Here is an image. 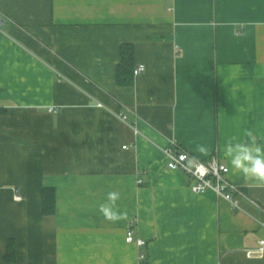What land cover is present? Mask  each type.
<instances>
[{"label":"crops","instance_id":"crops-1","mask_svg":"<svg viewBox=\"0 0 264 264\" xmlns=\"http://www.w3.org/2000/svg\"><path fill=\"white\" fill-rule=\"evenodd\" d=\"M0 16V264H264V188L224 155L246 131L264 147V0H0ZM125 49L145 70L119 84ZM172 141L225 164L240 209L167 168ZM109 191L126 219L99 212Z\"/></svg>","mask_w":264,"mask_h":264},{"label":"built area","instance_id":"built-area-1","mask_svg":"<svg viewBox=\"0 0 264 264\" xmlns=\"http://www.w3.org/2000/svg\"><path fill=\"white\" fill-rule=\"evenodd\" d=\"M0 23L2 19L0 16ZM145 70L144 65L140 64L133 68V75H138ZM101 105V104H98ZM50 110H53L50 108ZM122 121H125V115H119ZM166 158V167L172 170H178L184 173L191 181L190 189L194 193L202 194L207 191H211L219 199H223L228 202L233 209H240L239 198L245 197L243 192L228 178V167L218 161L216 156L210 157V159L203 161L192 156L188 151L180 148L172 141L168 147L164 150ZM203 168V174L199 169ZM140 183L141 181L138 180ZM20 199V197H16ZM264 226V223H262ZM125 241L127 243H135L137 246H144L145 240L134 237L132 229L128 228L125 235ZM264 251V239L260 247L256 252L260 253ZM144 255L141 254L140 258Z\"/></svg>","mask_w":264,"mask_h":264},{"label":"clouds","instance_id":"clouds-1","mask_svg":"<svg viewBox=\"0 0 264 264\" xmlns=\"http://www.w3.org/2000/svg\"><path fill=\"white\" fill-rule=\"evenodd\" d=\"M249 140H237L235 137L228 140L224 148V155L230 160L235 172L241 174L245 181L253 186L264 188V147L258 145L251 131H246ZM197 151L206 154L208 149L204 145H197ZM203 174V168L199 169ZM121 194L118 191H109L104 202L98 206L104 218L116 222L127 218V212H121L117 205Z\"/></svg>","mask_w":264,"mask_h":264},{"label":"trees","instance_id":"trees-1","mask_svg":"<svg viewBox=\"0 0 264 264\" xmlns=\"http://www.w3.org/2000/svg\"><path fill=\"white\" fill-rule=\"evenodd\" d=\"M126 50V51H125ZM122 52L123 62L120 67L117 69V81L119 84H129L130 83V74H132L133 68L130 65V59L132 53L131 50L125 49ZM55 194L54 189L51 187H44L41 190V209L42 213L46 215H51L54 213L55 209ZM5 259L11 261L14 259V248L12 243H8V248L6 251Z\"/></svg>","mask_w":264,"mask_h":264}]
</instances>
